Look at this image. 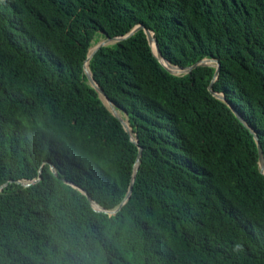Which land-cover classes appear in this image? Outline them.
<instances>
[{"label": "trees", "instance_id": "trees-1", "mask_svg": "<svg viewBox=\"0 0 264 264\" xmlns=\"http://www.w3.org/2000/svg\"><path fill=\"white\" fill-rule=\"evenodd\" d=\"M138 25L219 71L171 74L142 30L100 47L85 71L134 144L84 62ZM257 142L264 0H0V264H264Z\"/></svg>", "mask_w": 264, "mask_h": 264}, {"label": "water", "instance_id": "water-1", "mask_svg": "<svg viewBox=\"0 0 264 264\" xmlns=\"http://www.w3.org/2000/svg\"><path fill=\"white\" fill-rule=\"evenodd\" d=\"M138 30H142L143 32H144V34H145V36H146V40H147V42H148V45L150 46V48H151V51H152V53H153V55L157 58V60H158V62L168 71V72H170L171 74H173L171 71H170V69H169V67H172V68H176V69H178V70H180V71H183L184 72V74H187V73H189L192 69H194V68H196V67H198V66H202V65H209V64H207V62H212V63H214V64H216V70H215V73H214V78H213V80L216 78V76H217V74H218V71H219V63H218V61L217 60H202V61H200V62H197V63H195L194 65H192V66H190V67H188V68H181V67H176V66H171L170 64H168L167 63V61L165 60V59H163L162 57H161V54H160V52H159V48H158V45H157V41H156V39H155V37L153 36V40H154V47H155V51H156V53L157 54H155L154 52H153V49H152V46H151V37H150V34H149V32H150V30L148 29V28H146V27H144L143 25H138V26H135L129 33H127L126 35H124V36H122V37H116V38H106L105 39V41L102 43V44H100L88 57H87V59L85 60V62H84V74H85V76H86V78H87V81H88V84L97 92V94H98V96H99V98L102 100V98H101V96L105 99V100H107V102H109L110 104H111V106H113L112 105V103H111V101L110 100H108L107 98H106V96H105V94H104V92H103V90L100 88V87H98V85L93 81V79H92V76H91V74L90 75H88L87 74V72L85 71V63L90 59V57L100 48V47H102V46H105L106 45V43L107 42H109V41H112V43L113 42H117V41H120V40H123V39H125V38H127L128 36H130V35H132L133 33H135V32H137ZM111 44V43H110ZM108 45V44H107ZM163 62H166L167 64H168V67H167V65H165ZM212 65V64H211ZM89 73H90V71H89ZM93 82L95 83V85L93 84ZM211 84H212V82H211ZM211 84H210V86L208 87V89H209V91L216 97V98H218V99H221V100H223V97L222 96H218V95H216L215 93H213L212 91H211ZM102 102H103V100H102ZM104 103V102H103ZM104 105H105V103H104ZM106 106V105H105ZM107 107V109L110 111V113L120 122V124L122 125V127H123V129L125 130V132L129 135V138H130V141L131 142H133L134 144H137V140L136 139H134V137L132 138L131 137V134H130V129H128L129 127H127L126 125H125V123L117 116V114H116V109L114 108V106L111 108H109L108 106H106ZM234 111V114H235V116L244 124V125H246V123H244V121H243V119L241 118V116L235 111V110H233ZM247 126V125H246ZM255 139H256V141H257V138L255 137ZM257 149H258V153H259V159H258V165H259V171L264 175V173H263V170H264V160H263V157H262V154H261V149H260V145H259V143L257 142ZM140 154H141V148L139 147L138 148V158H139V156H140ZM138 162H139V159H137V164H138ZM136 168H137V165L135 166V169H134V171H136ZM39 179V178H38ZM132 182H133V178H132V181H131V184H130V186H129V190H128V193H127V196H126V198H125V200L116 208V210L114 211V212H117L121 207H122V205L125 203V201H126V199L129 197V195H130V192H131V188H132ZM1 188L2 187H0V190H1ZM87 199L88 200H90V197H88L87 196ZM90 202H91V204H93L92 203V201L90 200Z\"/></svg>", "mask_w": 264, "mask_h": 264}, {"label": "rangeland", "instance_id": "rangeland-1", "mask_svg": "<svg viewBox=\"0 0 264 264\" xmlns=\"http://www.w3.org/2000/svg\"><path fill=\"white\" fill-rule=\"evenodd\" d=\"M98 41L97 42H93L92 43V46L90 47V49H89V52H90V50H92L91 51V53L100 45V44H102L104 41H105V39L104 38H96ZM110 43H112V41H109V42H107L106 43V45L107 44H110ZM207 64H209V65H213V63L212 62H207ZM169 69H170V71L174 74V75H182V74H184V72L183 71H180V70H178V69H176V68H172V67H169ZM219 96V95H218ZM118 111V110H117ZM118 113H119V118L124 122V121H126L127 122V118H126V116L122 113V112H120V111H118ZM128 123V122H127ZM263 173H264V170H263Z\"/></svg>", "mask_w": 264, "mask_h": 264}, {"label": "bare ground", "instance_id": "bare-ground-1", "mask_svg": "<svg viewBox=\"0 0 264 264\" xmlns=\"http://www.w3.org/2000/svg\"><path fill=\"white\" fill-rule=\"evenodd\" d=\"M151 32V31H150ZM150 32H149V34H150ZM152 33V32H151ZM153 44H154V40H153V42H152V40H151V46H153ZM154 52V51H153ZM155 53V52H154ZM156 54V53H155ZM164 64H167L166 62H163ZM85 70L86 71H88V66H87V64H85ZM94 83V82H93ZM95 84V83H94ZM93 206L97 209V206L95 205V204H93Z\"/></svg>", "mask_w": 264, "mask_h": 264}]
</instances>
